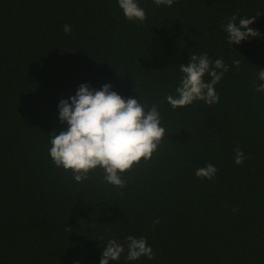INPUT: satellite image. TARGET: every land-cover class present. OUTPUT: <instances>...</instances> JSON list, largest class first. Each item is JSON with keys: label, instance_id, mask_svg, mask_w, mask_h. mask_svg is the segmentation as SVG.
Masks as SVG:
<instances>
[{"label": "trees", "instance_id": "16d2710c", "mask_svg": "<svg viewBox=\"0 0 264 264\" xmlns=\"http://www.w3.org/2000/svg\"><path fill=\"white\" fill-rule=\"evenodd\" d=\"M138 3L143 23L118 0H0V264H100L107 240L129 235L155 259L125 251L109 264H264V0ZM233 14L255 16L261 35L229 47L222 25ZM205 52L229 66L219 102L173 110L165 97L179 65ZM82 83L156 104L169 132L123 189L99 171L76 182L49 156L48 133L67 127L59 101ZM208 163L215 178L197 177Z\"/></svg>", "mask_w": 264, "mask_h": 264}, {"label": "clouds", "instance_id": "9594fccd", "mask_svg": "<svg viewBox=\"0 0 264 264\" xmlns=\"http://www.w3.org/2000/svg\"><path fill=\"white\" fill-rule=\"evenodd\" d=\"M153 2L157 6H172L175 0ZM118 5L129 21L143 23L147 19L146 11L138 0H118ZM255 19V16L238 19V14H233L222 25L229 47L261 35L258 30L249 27ZM63 31L70 33L71 25L65 24ZM232 64L239 70L241 61L235 59ZM228 71L229 66L221 58L212 60L207 52L192 54L188 63L179 65L181 76L175 95L167 94L165 99L173 110L196 101L214 105L220 99L215 86ZM205 76L209 79L205 80ZM256 77L258 81H264V68L259 69ZM111 88L109 83L99 90L82 83L75 95L62 98L58 104L59 120L67 127L58 134L56 130L48 133L51 137L48 151L54 165L70 171L76 182L89 180L93 173L99 171L103 183L123 189L128 183L124 174L139 165L142 159L145 162L150 160L164 139L169 137V132L162 126L161 112L156 104L149 107L140 96L138 99L124 98ZM255 91L264 92V83H256ZM233 151L234 163L242 165L248 158L245 152L239 146ZM217 171L212 163H208L198 168L195 174L201 179L212 180ZM153 223L157 224L159 220ZM125 251L129 261L141 257L155 259V253L145 237L129 235L123 243L115 238L108 239L100 264L119 261Z\"/></svg>", "mask_w": 264, "mask_h": 264}]
</instances>
